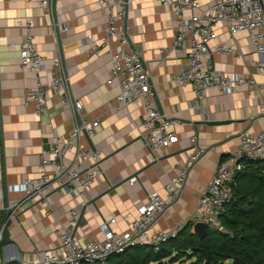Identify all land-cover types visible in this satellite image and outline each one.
I'll return each instance as SVG.
<instances>
[{
  "label": "crops",
  "instance_id": "0c3cea01",
  "mask_svg": "<svg viewBox=\"0 0 264 264\" xmlns=\"http://www.w3.org/2000/svg\"><path fill=\"white\" fill-rule=\"evenodd\" d=\"M199 1L205 6L213 0ZM28 17L34 21V46L43 56L42 82L48 83L49 67L59 57L68 77L69 91L82 104L78 114L100 118L94 135L91 138L83 135L80 140L85 150H102L99 163L102 174L84 191L83 197L52 184L47 195L54 214L46 213L47 207L37 197L24 201L16 211L20 213L19 221L13 219L9 226L11 242L0 240L2 264L10 261L22 264L23 260H35L46 250L57 251L58 221L65 223L74 208L80 210L73 230L80 242L86 239L102 242L100 226L110 218H114L109 224L112 231L126 232L129 222L125 214L137 215L148 193L155 191L166 196L167 183L178 174L188 152L196 146L190 142V136L196 134L197 145L204 153L189 170L178 200L168 205L148 234L170 232L192 221L197 197L217 163L239 145L242 132L264 130L261 113L264 89L243 84L232 93H224L212 86L204 98L196 99L190 84L182 86L172 79L185 66V51L171 50L168 57L161 52L170 50L176 29L170 9L158 0H127L124 29L130 45L140 51L150 73L153 101L161 113L178 120L177 142L158 160L151 161L142 140L145 131L137 127L145 115L144 108L140 103L113 105L119 89L107 83L111 60L106 51L117 41L112 39L105 46L100 43L105 19L98 2L55 0L54 9L45 13L39 0H0V232L6 208L23 197L20 184L25 178L40 174L42 150L60 141L73 126L70 109L61 103L53 89L47 91L40 116L34 113L31 104L23 102L24 92L33 86L34 80L30 71L19 66V44L24 30L17 21ZM214 29L216 37L208 43L213 70L252 75L256 83H261L262 76L252 63L261 55L255 51L247 32L231 37L221 26ZM221 41L238 47L240 55L211 52ZM94 44H98L100 52L89 53ZM250 170L264 174V162ZM131 178L135 180L131 182Z\"/></svg>",
  "mask_w": 264,
  "mask_h": 264
},
{
  "label": "built area",
  "instance_id": "2783aa9c",
  "mask_svg": "<svg viewBox=\"0 0 264 264\" xmlns=\"http://www.w3.org/2000/svg\"><path fill=\"white\" fill-rule=\"evenodd\" d=\"M52 0H39V5L45 13L50 12ZM103 10L105 21L101 45H109L112 39L116 44L107 47L106 53L111 60V76L108 84H115L119 92L114 102L115 107L140 103L145 115L137 125L145 133L142 140L146 146L150 160L160 158L163 152L178 137L175 127L176 118L167 117L159 111L153 101L150 84V73L146 69L141 53L130 45L128 35L124 29L125 1L124 0H96ZM167 6L176 20V29L172 37L170 50L162 49L164 57L169 56L171 50H183L186 62L182 70L172 76L179 84L192 86L196 99L205 97L207 90L217 86L224 93L234 92L238 86L247 84L264 89V0H213L203 6L199 0H158ZM195 10H199L196 13ZM17 24L24 30V38L19 44V66L22 70L32 73L33 86L24 92V104H31L34 113L40 116L44 112L47 91L53 89L59 94L61 103L71 111L73 126L70 132L60 141L50 144L40 154V174L36 177L25 178L20 184L23 197L9 206L17 211L22 203L32 197H37L45 205L46 213L54 214L47 189L52 184L64 186L75 196L83 197L84 191L90 188L101 177L100 159L102 150H85L81 145V136L91 138L100 123L99 116L86 118L78 114L82 104L72 97L68 88V77L62 70L59 57H55L49 67V81L42 82L41 72L44 70L43 56L33 43L32 18L18 20ZM221 26L233 37L236 33L247 32L255 51L261 58L252 60L257 71L262 76L261 83H256L252 75L227 74L224 71L213 70L208 57L210 50L208 43L215 39L214 27ZM89 53H98L100 48L94 44ZM215 53L240 55L236 46L228 45L224 41L217 43ZM264 114V102L261 106ZM51 124L48 123V126ZM239 145L231 150L226 159L215 166L208 182L197 197V204L191 216L192 222L204 221L208 227L219 228V216L225 210L231 199V183L234 170L244 168V159L264 162V130L258 132H242ZM190 142L196 145L188 152L186 161L180 166L178 174L171 178L166 185L167 193L163 197L153 191L147 194L146 202L139 208L137 215L130 212L128 218L129 229L116 233L109 224L114 218L105 220L100 226L104 240L98 242L86 239L80 242L73 230L78 223L80 210L74 208L69 211L65 223L58 221L57 232L60 245L55 252L44 251L35 260H23L22 264H108L109 257L118 252L138 244L152 245L158 250L163 242L174 236L181 226L170 232H160L150 235L148 230L164 213L168 205L175 203L187 179L189 170L202 157L204 149L197 145V136H190ZM71 155L68 156V153ZM51 168L53 170H51ZM131 182L135 180L130 179ZM48 209V210H47ZM0 264L2 261L0 259Z\"/></svg>",
  "mask_w": 264,
  "mask_h": 264
},
{
  "label": "trees",
  "instance_id": "16d2710c",
  "mask_svg": "<svg viewBox=\"0 0 264 264\" xmlns=\"http://www.w3.org/2000/svg\"><path fill=\"white\" fill-rule=\"evenodd\" d=\"M244 168L231 183V199L219 216V228L208 227L204 237L193 231V222L181 226L174 236L163 242L158 250L152 245L138 244L109 257L108 264H150L177 254V261L186 256L190 264H264V174L250 171L258 180L246 183L244 174L258 160L244 159ZM240 184V185H239ZM4 264H21L10 261ZM82 264H85L82 263Z\"/></svg>",
  "mask_w": 264,
  "mask_h": 264
},
{
  "label": "water",
  "instance_id": "95a60500",
  "mask_svg": "<svg viewBox=\"0 0 264 264\" xmlns=\"http://www.w3.org/2000/svg\"><path fill=\"white\" fill-rule=\"evenodd\" d=\"M125 1V6L127 4V0ZM55 6V0L51 1V8L54 9ZM238 174V170H234L233 173V178H235ZM19 211L16 212L15 209H13L12 207H7L5 212L2 215V229L0 232V240L5 242V243H10L11 242V238L9 237V226L12 223V220L15 219L16 221H19ZM80 218V217H79ZM188 223V222H187ZM186 223V224H187ZM193 231L197 234V236L199 238H202L206 235L207 233V228H208V224L204 221H195L193 222L192 225ZM220 230H223L222 227H220Z\"/></svg>",
  "mask_w": 264,
  "mask_h": 264
},
{
  "label": "rangeland",
  "instance_id": "374dc122",
  "mask_svg": "<svg viewBox=\"0 0 264 264\" xmlns=\"http://www.w3.org/2000/svg\"><path fill=\"white\" fill-rule=\"evenodd\" d=\"M261 165V163H260ZM252 170L250 169H247L246 170V173L247 174H244L245 176L243 177V181H245L246 183H249L250 181H255L254 183H256L258 180H256L257 178L255 177V179H250L248 180L249 178H251L252 176H254L255 174H253L252 172H250ZM240 185V184H239ZM264 187V186H263ZM219 222H220V219H219ZM177 254V251L176 250H173L172 253L170 254V256L166 257V258H163L161 259L160 261H154V262H151L150 264H190L192 263V260L188 259L186 256L184 257H181L179 260L177 261H172L171 259ZM84 263V262H83ZM85 264H89L87 262H85Z\"/></svg>",
  "mask_w": 264,
  "mask_h": 264
}]
</instances>
